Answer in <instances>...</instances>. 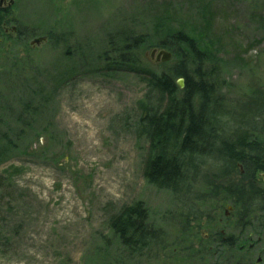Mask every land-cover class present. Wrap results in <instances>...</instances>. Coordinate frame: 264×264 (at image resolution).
I'll return each mask as SVG.
<instances>
[{
    "label": "rangeland",
    "instance_id": "1",
    "mask_svg": "<svg viewBox=\"0 0 264 264\" xmlns=\"http://www.w3.org/2000/svg\"><path fill=\"white\" fill-rule=\"evenodd\" d=\"M29 12L34 39L47 40L0 45L1 214L15 237L0 264H188L191 223L229 212L218 200L235 195L240 178L229 185L205 159L180 196L147 182L149 143L133 128L146 81L106 69L109 43L145 35L139 55L155 68L161 23L202 27L227 104L251 103L264 96V0H34ZM204 15L216 18L213 34ZM252 135L263 140L253 155L264 156V132ZM139 202L160 232L150 247L124 245L109 226Z\"/></svg>",
    "mask_w": 264,
    "mask_h": 264
},
{
    "label": "trees",
    "instance_id": "2",
    "mask_svg": "<svg viewBox=\"0 0 264 264\" xmlns=\"http://www.w3.org/2000/svg\"><path fill=\"white\" fill-rule=\"evenodd\" d=\"M215 19L204 15L203 27L211 34ZM159 29L166 34L157 46L173 54L170 62L156 63L155 68L145 66L139 50L146 45L147 37L129 31L109 43L107 55L111 58L106 69L144 77L147 91L133 123L134 130L149 143L144 176L149 184L180 196L187 192L186 182L193 170H198L199 161L208 159L213 166L216 163L222 176L233 172L240 158L249 160L253 154L252 133L264 132V96L257 91L251 103L229 106L221 65L212 60L213 51L202 27L194 31L183 24L175 28L161 23ZM179 78L184 79L183 89L178 85ZM192 176L195 178L196 173ZM3 186L0 182V189ZM1 199L0 193V255H6L15 237L5 229ZM148 216L147 208L139 202L119 209L110 217L109 226L124 245L150 247L160 238V232L150 227Z\"/></svg>",
    "mask_w": 264,
    "mask_h": 264
},
{
    "label": "flooded vegetation",
    "instance_id": "3",
    "mask_svg": "<svg viewBox=\"0 0 264 264\" xmlns=\"http://www.w3.org/2000/svg\"><path fill=\"white\" fill-rule=\"evenodd\" d=\"M33 3L34 0H0V45L34 40L35 34L29 29ZM25 11L29 21L20 15ZM262 141H252L253 152ZM239 161V176L235 171L225 175L231 178L227 181L232 186V179L240 178L236 196L218 200L223 207L229 205V212L196 215L200 219L193 221L187 231L188 264H264V156L252 154L249 160ZM224 192L228 194L226 189Z\"/></svg>",
    "mask_w": 264,
    "mask_h": 264
},
{
    "label": "water",
    "instance_id": "4",
    "mask_svg": "<svg viewBox=\"0 0 264 264\" xmlns=\"http://www.w3.org/2000/svg\"><path fill=\"white\" fill-rule=\"evenodd\" d=\"M46 40L47 37H38L31 42V45L35 46ZM172 56H173L172 53L165 49L158 50V48H154L151 52V59L155 60L156 62H169L172 59ZM178 85L180 88L182 89L184 88L185 84L183 78H180L178 80Z\"/></svg>",
    "mask_w": 264,
    "mask_h": 264
}]
</instances>
